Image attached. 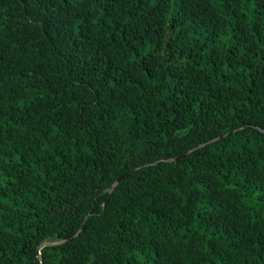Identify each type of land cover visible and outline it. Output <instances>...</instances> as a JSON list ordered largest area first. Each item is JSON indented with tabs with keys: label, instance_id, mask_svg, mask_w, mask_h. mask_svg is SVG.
Instances as JSON below:
<instances>
[{
	"label": "trees",
	"instance_id": "16d2710c",
	"mask_svg": "<svg viewBox=\"0 0 264 264\" xmlns=\"http://www.w3.org/2000/svg\"><path fill=\"white\" fill-rule=\"evenodd\" d=\"M0 264H264V0H0Z\"/></svg>",
	"mask_w": 264,
	"mask_h": 264
},
{
	"label": "water",
	"instance_id": "95a60500",
	"mask_svg": "<svg viewBox=\"0 0 264 264\" xmlns=\"http://www.w3.org/2000/svg\"><path fill=\"white\" fill-rule=\"evenodd\" d=\"M177 159H179V158H177ZM120 181V178L118 179V180H116V183H118ZM115 183V184H116ZM49 245H52V244H50V243H48V242H46V243H43L40 247H39V249L40 248H43V247H45V246H49ZM38 255L40 256V253L38 252Z\"/></svg>",
	"mask_w": 264,
	"mask_h": 264
},
{
	"label": "rangeland",
	"instance_id": "374dc122",
	"mask_svg": "<svg viewBox=\"0 0 264 264\" xmlns=\"http://www.w3.org/2000/svg\"><path fill=\"white\" fill-rule=\"evenodd\" d=\"M49 243H50V244H55V243H57V242H52V243H51V242H49Z\"/></svg>",
	"mask_w": 264,
	"mask_h": 264
}]
</instances>
